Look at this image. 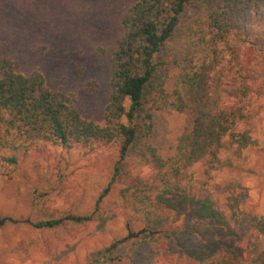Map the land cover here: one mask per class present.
I'll use <instances>...</instances> for the list:
<instances>
[{"label": "trees", "instance_id": "1", "mask_svg": "<svg viewBox=\"0 0 264 264\" xmlns=\"http://www.w3.org/2000/svg\"><path fill=\"white\" fill-rule=\"evenodd\" d=\"M191 14L194 20L186 47L192 53L174 68L167 52ZM121 24L110 55L111 92L102 122L83 116L77 106L79 92L52 89L41 70L24 74L15 59L0 53V151L7 161L17 163V154L9 151L22 142L90 151L102 146L114 152L110 180L96 195L92 211H61L51 206V191L33 187L31 205L40 212L38 216H0V228L33 226L40 232L37 243L52 250L61 231L76 234L107 209L130 206L129 193L136 188L131 182L139 179L133 160L147 167L150 183L163 186L158 200L142 208L144 225L136 229L128 221V232L102 246L91 264H131L122 248L158 238L161 231L153 227L154 218L162 203L169 207L165 194L173 184L191 179L198 163H204L211 175L220 168L230 145L237 157L256 145L253 122L239 126L248 116L251 99L264 95V0H136L123 12ZM158 111L184 118L168 153L154 141ZM116 193L122 201H117ZM211 207L202 208L207 217L213 216ZM25 249L22 239L18 251ZM201 264L262 263L245 261L234 250L220 248Z\"/></svg>", "mask_w": 264, "mask_h": 264}, {"label": "rangeland", "instance_id": "2", "mask_svg": "<svg viewBox=\"0 0 264 264\" xmlns=\"http://www.w3.org/2000/svg\"><path fill=\"white\" fill-rule=\"evenodd\" d=\"M135 1L0 0V53L15 59L24 74L41 70L52 89L79 92L77 106L83 116L102 122L111 92L110 55L122 32L121 16ZM193 20L194 16L185 20L167 52L177 63L174 68L192 53L186 41ZM251 64L256 67L254 61ZM183 121L179 113L156 112L154 141L163 153L171 151ZM250 122L257 144L243 157L235 156L230 145L211 175L204 163H198L191 179L173 184L165 194L169 207L162 203L154 218L153 227L161 231L158 238L122 248L131 264H201L220 248L264 264V95L251 99L239 127ZM9 153L17 154L18 161H7L0 151V216L22 219L40 213L31 205L33 187L51 191L50 204L61 211H92L96 195L110 180L114 154L108 147L90 151L43 141L22 142ZM132 162L139 179L131 182L136 188L129 193L133 199L129 207L107 209L76 234L61 231L52 250L37 243L40 232L33 226L0 228V264H91L102 246L128 232V221L141 228L142 208L158 200L163 186L150 183L147 167ZM124 173H129L126 167ZM115 196L123 200L118 193ZM143 198L145 202L140 201ZM206 205H212V217L202 211ZM22 239L26 249L19 253Z\"/></svg>", "mask_w": 264, "mask_h": 264}]
</instances>
